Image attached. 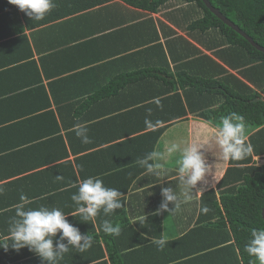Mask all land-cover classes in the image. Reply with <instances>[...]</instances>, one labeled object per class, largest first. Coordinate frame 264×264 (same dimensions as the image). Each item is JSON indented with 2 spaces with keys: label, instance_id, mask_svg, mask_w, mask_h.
Instances as JSON below:
<instances>
[{
  "label": "crops",
  "instance_id": "obj_1",
  "mask_svg": "<svg viewBox=\"0 0 264 264\" xmlns=\"http://www.w3.org/2000/svg\"><path fill=\"white\" fill-rule=\"evenodd\" d=\"M93 2L54 0L43 25L30 27L22 20V34H16L14 20L19 9L9 3L5 12L13 18L0 23V244L10 243V221L23 203L25 210L60 208L93 237L90 248L70 247L56 264H197L178 260L177 245L168 244L198 226L206 192L215 190L219 198L228 190L219 185L230 161L219 158L212 141L219 123L193 115L188 107L187 117L166 120L179 105L166 99L176 94L173 83L187 74L205 78L210 68L228 67L209 51L215 38L190 29L201 18L200 9L177 4L154 13L120 0ZM23 34L32 57L25 42L18 48ZM31 61L37 68L28 67ZM193 91L187 92L192 103L198 96ZM146 119L156 126L147 127ZM76 124L87 127L90 143L76 136ZM172 142L199 144L212 174L203 182L207 190L198 191L193 201L154 215L160 187L176 186V159L164 161L163 185H155L157 178L136 161L153 150L165 153ZM89 176L123 193L124 206L85 222L71 196ZM105 219L120 228L119 235L102 231ZM161 237L167 241L162 249L153 242ZM191 245L182 252H191ZM0 264L46 262L27 248H0Z\"/></svg>",
  "mask_w": 264,
  "mask_h": 264
},
{
  "label": "trees",
  "instance_id": "obj_2",
  "mask_svg": "<svg viewBox=\"0 0 264 264\" xmlns=\"http://www.w3.org/2000/svg\"><path fill=\"white\" fill-rule=\"evenodd\" d=\"M102 1L104 0H94L93 3L103 4ZM120 1L154 13L177 4H187L200 9L201 18L194 20L190 24V29L215 38L213 44L208 46L209 51L241 77L235 76L228 68L222 66L218 67L219 71L208 69L206 72L208 77L205 78L187 74L186 77L180 78V84L173 83L176 94L166 99V102L171 101L174 107L176 102L179 104V107L171 108V114L164 112L170 114L166 120L176 121V119L187 117V107L193 115L216 123H219L224 116L235 114L236 117L242 118L247 142L253 148L252 153L246 158L230 160V168L219 185L220 188L229 186L228 190L222 192L219 198L215 190L206 192L202 196V206H207L209 211L207 213L201 211L198 226L187 236L168 245L173 247L177 245V250L181 253L177 259L180 261L190 259V262L197 261V264H203V262L250 264V260L254 258L249 257L244 251V246L253 228L264 227L262 215L264 165L259 166L255 160L264 156V53L227 26L208 9L202 0ZM209 1L214 8L238 25L257 44L264 47V0ZM8 8V0H0V23L2 24L9 22L8 17L13 18L5 12ZM16 15L14 16L18 28H16V34H22L24 31L21 28L23 19L30 27H37L46 22V20L32 21L24 13L21 16L18 10ZM16 41L20 49L23 48L21 42H25L24 48L29 50L28 55L32 57L27 36L20 35ZM28 67L37 68L34 61L29 62ZM191 88L194 90L193 94L198 95L194 103L191 102L190 95L187 93ZM180 89L184 91L185 96L179 92ZM163 131L164 129H161V134ZM191 243L193 250L183 253L182 249Z\"/></svg>",
  "mask_w": 264,
  "mask_h": 264
},
{
  "label": "clouds",
  "instance_id": "obj_3",
  "mask_svg": "<svg viewBox=\"0 0 264 264\" xmlns=\"http://www.w3.org/2000/svg\"><path fill=\"white\" fill-rule=\"evenodd\" d=\"M8 3L15 5L32 21L42 20L55 7L54 0H8ZM158 123L160 122L157 121L156 124ZM145 124L149 128L156 126L147 119ZM74 131L82 143L91 142L85 125L76 124ZM212 141L219 150V158L223 161L242 160L253 151L252 145L247 142L242 118L236 117L235 114L222 117L219 124L214 126ZM167 158L176 159L177 183L175 187L170 184L167 187H160L162 199L154 215L163 212L173 213L182 204L193 201L198 191L207 190L203 182L212 174L207 154L195 143L181 145L172 142L166 147L165 153L153 150L137 159L136 163L147 174L157 178L159 182L155 185H163L167 175L164 161ZM122 196L123 193L118 189L105 186L101 178L89 176L79 182L78 191L71 196V200L77 206L76 212L82 220L88 222L94 220L101 212L109 216L115 210L121 209L124 206ZM21 200H26V197L22 196ZM170 204L173 207L170 208ZM200 211L207 213L209 209L202 206ZM68 216L57 207L40 206L25 210L24 204L21 203L17 206L16 216L10 221V243L0 244V248L5 251L11 248L17 252L27 248L46 264H56L70 247L79 251L90 248L93 237L82 233L76 225L69 222ZM102 231L109 235L120 234V228L114 226L108 219L103 220ZM153 242L162 249L167 241L161 237ZM244 251L249 257L254 258L250 260V264H264V227L251 230Z\"/></svg>",
  "mask_w": 264,
  "mask_h": 264
},
{
  "label": "water",
  "instance_id": "obj_4",
  "mask_svg": "<svg viewBox=\"0 0 264 264\" xmlns=\"http://www.w3.org/2000/svg\"><path fill=\"white\" fill-rule=\"evenodd\" d=\"M205 5L208 7V9L215 14L220 20H222L227 26L231 27L233 30H235L238 34L243 36L246 40H248L253 47H255L260 52L264 53V47L257 44L250 36H248L243 30L240 29L238 25L233 23L231 20L226 18L218 9L214 8L213 5L210 3L209 0H202ZM263 219H264V209L262 212Z\"/></svg>",
  "mask_w": 264,
  "mask_h": 264
},
{
  "label": "rangeland",
  "instance_id": "obj_5",
  "mask_svg": "<svg viewBox=\"0 0 264 264\" xmlns=\"http://www.w3.org/2000/svg\"><path fill=\"white\" fill-rule=\"evenodd\" d=\"M258 161H259V163H260L261 165H264V157L259 158ZM259 163H258V164H259Z\"/></svg>",
  "mask_w": 264,
  "mask_h": 264
}]
</instances>
